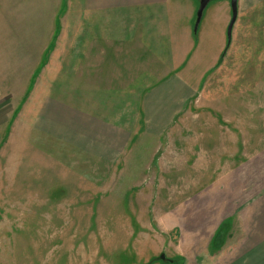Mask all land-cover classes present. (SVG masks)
Returning <instances> with one entry per match:
<instances>
[{"label": "crops", "instance_id": "1", "mask_svg": "<svg viewBox=\"0 0 264 264\" xmlns=\"http://www.w3.org/2000/svg\"><path fill=\"white\" fill-rule=\"evenodd\" d=\"M5 1L11 13L6 40L12 71H3L8 90L0 95V141L11 132L19 106L25 105L28 149L43 154L48 143L54 142L69 148L72 163L85 169L99 163L109 166L108 170L147 173L158 163L161 167L173 165L175 159L184 163L176 158L180 152L170 157L168 151H178V140L186 136L188 143L181 146L191 144V134L176 129L196 113L193 105L204 97L211 75L215 76V91L219 84L229 82L221 78L218 84L221 73L236 84L230 87L231 92L264 94V78L253 84H239L242 80L236 78L264 77V0H238L230 39L229 1H219L214 21L205 19L198 34L194 26L199 0ZM49 15L55 30L46 39L43 29ZM20 26L27 30L16 37L15 28ZM58 27L69 28V36L57 37ZM32 28L37 32L31 33ZM41 42L45 45L38 62L27 71L26 79L19 81L22 90L17 98L15 60L25 59L31 45ZM54 42L60 45L51 54L53 61L42 67ZM240 101L233 102L243 103L244 112L240 113L215 106L218 142L211 145L212 153L209 147L204 149L202 172L217 175L209 186L218 191L216 202H222L229 189L237 195L231 203L238 209L244 202L248 211L225 208L215 214L211 250L208 245L204 250H194L191 245L188 255L178 250L181 253L169 258L160 254L152 237L144 239L141 228H136L131 233L134 242L120 249V253L134 252V258L102 263L264 264V142H260L264 130L255 131L258 122L264 128V95H247ZM207 136L205 132L199 139ZM241 166L246 175L240 180ZM239 187L244 189L240 197ZM126 200L124 197L121 202ZM144 202L151 207L154 199ZM149 208L146 213L139 208L135 218L166 219ZM200 220L199 225L205 227L209 219L204 216Z\"/></svg>", "mask_w": 264, "mask_h": 264}, {"label": "rangeland", "instance_id": "2", "mask_svg": "<svg viewBox=\"0 0 264 264\" xmlns=\"http://www.w3.org/2000/svg\"><path fill=\"white\" fill-rule=\"evenodd\" d=\"M220 5L221 2L215 0L208 5L198 33L205 19L214 21ZM9 11L6 1L0 0V95H5L8 90L3 71H12V58L7 56L6 40L7 31L11 28ZM50 23L51 15L47 17V26L43 29L46 39L55 30ZM24 29L27 30L22 26L16 27V37L22 36ZM30 30L31 33L37 32L35 28ZM57 30V37L70 34L69 28L61 30L58 27ZM44 45L42 42L32 44L25 59L20 57L15 60V71L20 73L14 76L15 97L22 90L19 81L25 80L27 71L37 64V56ZM59 45L54 42L49 46L42 67L53 61L51 54ZM219 75L221 77L218 84L221 78L223 81L228 78L229 82L226 85L224 82L219 84L215 91V76L211 75L206 80L208 89L204 97L193 105L196 113L176 129L180 133L188 131L192 137L191 144L181 146L183 142L188 143L186 136L185 139L178 140V148L184 154L176 148L173 153L172 149L168 151L170 157L180 152L176 158L184 160V163L188 160L189 163H178L176 159L173 165L161 167L158 163L147 173L139 170H108L109 166L99 163L85 169L83 165L72 163L69 148L54 142L48 143L43 154L28 149L25 146L23 122L26 109L24 110L25 105L19 106L11 132L0 141V264H130L102 261L121 259L126 262L134 258V252L120 253V249L124 244L134 242L136 237L131 233L136 228H141L144 239L152 237L160 254L164 253L169 258L177 256L178 250L188 255L191 245L194 250L198 247L204 250L207 245L210 249V239L214 237L213 222L215 223L212 218L216 217L215 214L225 208L240 213L248 211V204L244 202L238 209L231 203L232 198L235 199L237 195L231 194L229 189L223 201L216 202L218 191L214 186H209L217 175L214 172H202L204 149L209 147L207 150L212 153L214 147L211 145L218 142L214 133L215 106L240 113L244 112L241 107L243 103L236 105L233 103L235 100L240 101L247 95H264L263 92L253 91L231 92L230 87L236 86L230 81L232 77L221 73ZM38 78L39 74H36V84ZM236 78L242 80L239 84L243 81L253 84L264 77ZM205 106L211 108L207 109ZM263 130L258 122L255 131ZM205 132L210 137L199 139ZM34 135L39 138L36 133ZM261 158L256 157L257 160ZM242 168L241 166L238 172L240 180L246 175L241 171ZM243 190L242 187L238 188V197ZM224 191L227 193L225 188ZM124 197L127 198V203L121 202ZM150 198L154 199L151 207L144 202ZM139 208L144 213L149 208L157 216L161 215L166 219H136V211H141ZM204 216L209 219L205 227L199 225L202 222L200 218ZM155 246H152L153 249Z\"/></svg>", "mask_w": 264, "mask_h": 264}, {"label": "water", "instance_id": "3", "mask_svg": "<svg viewBox=\"0 0 264 264\" xmlns=\"http://www.w3.org/2000/svg\"><path fill=\"white\" fill-rule=\"evenodd\" d=\"M213 0H199V9L197 11L196 15V21H195V26H194V32L197 33L198 28L200 26L203 14L208 7V5L212 2ZM216 1V0H215ZM217 1H229L231 3V9H232V19L228 27V38L230 39L231 33L233 26L236 22L237 19V14H238V0H217ZM161 259H166V256L163 254L161 255Z\"/></svg>", "mask_w": 264, "mask_h": 264}]
</instances>
